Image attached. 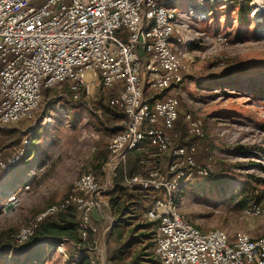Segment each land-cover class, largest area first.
<instances>
[{
	"label": "built area",
	"instance_id": "obj_1",
	"mask_svg": "<svg viewBox=\"0 0 264 264\" xmlns=\"http://www.w3.org/2000/svg\"><path fill=\"white\" fill-rule=\"evenodd\" d=\"M176 1L0 0V128L32 116L43 89L67 83L78 100L90 90L81 76L87 69L98 72L103 88L113 92L112 104L127 117L110 139L101 168L81 174L66 199L24 224L15 235L14 249L34 237L44 220L74 210L79 240L47 238L65 264H113L107 242L116 223L110 196L122 186L163 194L153 196L141 216L156 222L158 264H264V234L253 237L240 231L231 238L222 228L203 230L179 209L181 182L208 180L215 164L199 158L198 141L205 137L201 114L186 110L181 116V100L174 92L184 81L185 59L190 58L173 48L172 38L180 31L172 6ZM235 1L240 0H188V15L200 18L209 5ZM249 4L254 6L252 16L264 11V0ZM178 40L184 42L181 35ZM163 90L162 97L146 99V92ZM179 116L188 136L195 138L191 144L175 142ZM133 151L147 155L136 171L116 182L119 166ZM25 153L0 151V180ZM27 188L8 194L5 214L21 204ZM243 214L264 216V200L248 203Z\"/></svg>",
	"mask_w": 264,
	"mask_h": 264
},
{
	"label": "rangeland",
	"instance_id": "obj_2",
	"mask_svg": "<svg viewBox=\"0 0 264 264\" xmlns=\"http://www.w3.org/2000/svg\"><path fill=\"white\" fill-rule=\"evenodd\" d=\"M187 3L177 0L172 5L184 40L179 41L175 33L173 48L190 57L185 59L184 81L174 92L181 100V116L186 110L201 114L205 137L198 141L199 158H211L215 174L208 180L182 181L179 209L203 230L222 228L231 238L240 231L251 235L257 226H264V216L243 214L245 205L264 200V11L252 16L254 6L247 7L240 0L209 5L205 15L193 18ZM81 76L90 90L78 100L64 85L57 86L50 89L54 93L49 105L42 97L32 116L0 128V135L8 136L0 151L26 150L0 180V264H65L63 254L47 238L16 249L13 245L24 224L66 199L74 180L101 168L107 157L116 131L111 126L114 122L97 108V101L112 103L109 96L113 92L100 85L96 70H83ZM115 123V130L123 124ZM26 184L21 204L5 214L8 194ZM151 196L162 198L163 194L155 191ZM143 220L137 217L128 225L121 222L108 232L111 255ZM149 240L135 244L127 260ZM65 248L71 251L70 245Z\"/></svg>",
	"mask_w": 264,
	"mask_h": 264
},
{
	"label": "trees",
	"instance_id": "obj_3",
	"mask_svg": "<svg viewBox=\"0 0 264 264\" xmlns=\"http://www.w3.org/2000/svg\"><path fill=\"white\" fill-rule=\"evenodd\" d=\"M251 0H245V3L248 7L249 2ZM248 13V10H247ZM101 85V84H100ZM64 86L69 89L67 83H64ZM167 90H163L159 93L146 92V99L149 102L154 101L157 98L162 97ZM54 92L50 89L42 90V97H45L48 101V105L50 103V98ZM113 97V93L109 96L111 99ZM110 101V100H109ZM106 104L101 100V98L97 101V108L102 110L111 122H114L111 126L112 129L115 130L117 121L124 122L126 121V114L122 109H118L113 106L111 101ZM47 108V106H46ZM181 122L183 119L179 116V119L176 123V132L179 134L178 138L175 140L176 144L188 145L195 141V138H188V133H184L185 125L182 126ZM118 129V128H117ZM146 157L144 152L133 151L129 153L126 161L121 164L117 170L116 182H121L124 175L126 173H132L137 170V167L140 161ZM153 192L144 191L141 189H128L122 186H117L114 192L110 196L112 211L116 219L115 225L118 226L121 222L124 224H130L129 220L136 219L137 217H141L142 213L148 209L150 200H152ZM114 225V226H115ZM78 215L74 210H69L60 214L57 218L46 219L44 220L39 228L36 231L34 237H32L29 241L33 242L34 240L44 239V238H69L74 241H78ZM113 226V227H114ZM112 227V229H113ZM156 227V222L143 220V223H139L134 228H132L131 235L126 239L121 246L115 249L114 254L111 255V259L113 263L116 264H158V259L156 258V254L154 250L150 248L155 245L154 243V231ZM111 229V230H112ZM140 233L139 235H135L136 233ZM150 239V240H149ZM146 240L150 242L145 243L137 250L131 252V256L129 260L125 257L135 244H142ZM150 249V250H149ZM29 255V254H28Z\"/></svg>",
	"mask_w": 264,
	"mask_h": 264
},
{
	"label": "crops",
	"instance_id": "obj_4",
	"mask_svg": "<svg viewBox=\"0 0 264 264\" xmlns=\"http://www.w3.org/2000/svg\"><path fill=\"white\" fill-rule=\"evenodd\" d=\"M61 85H64V84H61ZM110 92H112V90H110ZM6 137L8 138V136H6ZM6 137H4L2 134L0 135V145L4 142V140L6 139ZM151 159L153 160V158H151ZM204 160H205L204 158H200V161L201 162H204ZM250 233H251V235L253 237H258V236H260V235H262L264 233V226H263V228H262V226H257V229L256 230H252V232H250Z\"/></svg>",
	"mask_w": 264,
	"mask_h": 264
},
{
	"label": "bare ground",
	"instance_id": "obj_5",
	"mask_svg": "<svg viewBox=\"0 0 264 264\" xmlns=\"http://www.w3.org/2000/svg\"><path fill=\"white\" fill-rule=\"evenodd\" d=\"M255 3H256V1H255Z\"/></svg>",
	"mask_w": 264,
	"mask_h": 264
},
{
	"label": "water",
	"instance_id": "obj_6",
	"mask_svg": "<svg viewBox=\"0 0 264 264\" xmlns=\"http://www.w3.org/2000/svg\"><path fill=\"white\" fill-rule=\"evenodd\" d=\"M118 130V129H117Z\"/></svg>",
	"mask_w": 264,
	"mask_h": 264
}]
</instances>
